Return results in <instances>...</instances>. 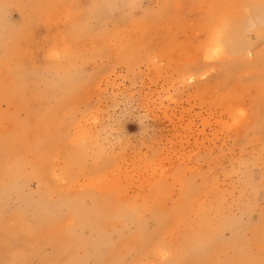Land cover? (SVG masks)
I'll list each match as a JSON object with an SVG mask.
<instances>
[{"label":"rangeland","instance_id":"374dc122","mask_svg":"<svg viewBox=\"0 0 264 264\" xmlns=\"http://www.w3.org/2000/svg\"><path fill=\"white\" fill-rule=\"evenodd\" d=\"M0 264H264V0H0Z\"/></svg>","mask_w":264,"mask_h":264}]
</instances>
